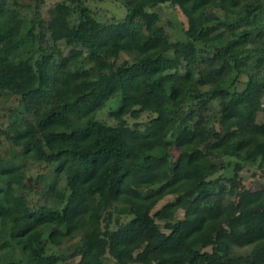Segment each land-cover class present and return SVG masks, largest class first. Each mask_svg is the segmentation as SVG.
<instances>
[{
  "label": "trees",
  "instance_id": "trees-1",
  "mask_svg": "<svg viewBox=\"0 0 264 264\" xmlns=\"http://www.w3.org/2000/svg\"><path fill=\"white\" fill-rule=\"evenodd\" d=\"M104 1L60 0L45 19L44 0H0L4 264H264V189L238 185L239 159L264 166V1L121 0L112 22ZM164 4L185 41L160 24ZM111 100L114 125L98 119ZM220 156L238 160L231 177H214ZM71 241L78 261L51 251Z\"/></svg>",
  "mask_w": 264,
  "mask_h": 264
},
{
  "label": "rangeland",
  "instance_id": "rangeland-1",
  "mask_svg": "<svg viewBox=\"0 0 264 264\" xmlns=\"http://www.w3.org/2000/svg\"><path fill=\"white\" fill-rule=\"evenodd\" d=\"M32 4H35L36 0H29ZM60 0H44L43 3L40 5V10H41V15L43 18L48 19L49 14H50V9L55 5ZM264 1V0H263ZM95 11L98 13V16L101 18L102 21L104 22H112V21H121L124 19L125 14H126V9L124 7V4L121 2V0H107L104 2H99L95 5ZM157 11L160 12L162 18L160 24H162L167 31L168 35L170 36L171 41H185L187 39L185 35V25L187 23V20L185 16L180 13L178 9H175L173 7L168 6L167 4L162 5L157 9ZM211 13H217L220 17L223 18H228L229 16H225L223 12L217 11L215 9L211 10ZM24 50L26 47L29 45L31 46V39L29 38L28 35H26V31L24 32ZM59 49L61 52L65 55H68L70 47L65 46L64 44H60ZM131 56L125 53H121L120 57L117 59V63L120 64L123 61L130 60ZM247 77L243 76L242 81H246ZM59 82L64 85L68 86L71 88H75L74 84L71 83L70 81L66 80L65 78H61ZM244 85H242L243 87ZM12 103V98L8 99L6 98L0 103V112H1V118H3V113H10L9 109L6 110L7 107ZM118 105L117 100H111L108 102L104 108L98 113V119L114 125L116 123L115 118L111 115L110 111H112L114 108H116ZM218 110V104L217 102H212L211 103V111L215 112ZM151 114L149 113H143L141 118L136 120L137 122L140 123H146L150 120ZM135 121V120H134ZM131 120V123L134 122ZM264 123V111H261L258 114L257 121L255 123V126L257 128H260L262 124ZM9 149V144L5 142L3 146L0 147V152H3L4 150ZM177 154V152H175ZM230 161L231 165L226 169L223 170L222 172L217 173L214 177L216 179L220 178L222 176L226 177H231L234 173V164L238 161L235 157H217L215 162L217 164L221 163H228ZM240 164L242 165V169L240 171V177L238 179V185L244 186L246 188H249L251 190H260L264 189V166H259L260 164V156L258 155H250L246 156V159H239ZM29 170V174H34L36 173H41L42 171H45V165L40 164L37 162H28L27 166ZM47 171V170H46ZM222 182L225 181V179L221 178L220 179ZM44 185L40 186L39 189H43ZM174 195H169L165 197L157 207L162 206L163 204L172 201L174 199ZM41 199V196L38 197ZM118 210L122 211H128L129 207L128 206H118ZM184 212L180 210L177 215L178 217H183ZM4 234V232H0V235ZM75 247L74 241L68 242L64 244L63 246L60 247H51V251L57 252L63 257L67 258L70 261H78L79 257H76L73 259L72 253L73 249ZM247 249H238V251L244 252ZM19 257H22L19 255ZM18 260V258L14 259ZM11 261V260H10ZM9 259L5 257L4 254L0 255V264L8 263L10 262ZM135 264H140V263H135Z\"/></svg>",
  "mask_w": 264,
  "mask_h": 264
}]
</instances>
